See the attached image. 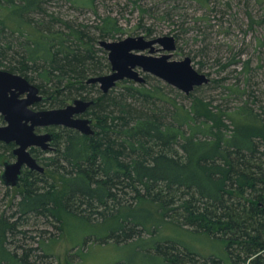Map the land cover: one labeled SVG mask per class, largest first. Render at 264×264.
<instances>
[{"label": "trees", "instance_id": "trees-1", "mask_svg": "<svg viewBox=\"0 0 264 264\" xmlns=\"http://www.w3.org/2000/svg\"><path fill=\"white\" fill-rule=\"evenodd\" d=\"M195 1L207 8L212 2ZM93 27L91 33L49 14L43 0H0V69L18 71L51 95V104L94 101L87 111L93 133L58 129L55 149L39 153L44 171L24 170L13 188L8 212H0V264L52 256L46 242L58 240L67 216L91 224L115 219L110 234L94 239L100 243L134 242L163 222L224 243L225 254L217 256L165 240L167 263L264 264V119L247 101L232 112L213 111L198 98L184 105L168 85L125 80L115 92L100 91L86 82L109 67L96 43L121 28L109 15ZM184 30L181 24L176 38ZM11 147L0 142V163ZM31 218L43 219L58 237L45 230L46 242L11 247L18 235L26 238L22 227Z\"/></svg>", "mask_w": 264, "mask_h": 264}, {"label": "rangeland", "instance_id": "rangeland-1", "mask_svg": "<svg viewBox=\"0 0 264 264\" xmlns=\"http://www.w3.org/2000/svg\"><path fill=\"white\" fill-rule=\"evenodd\" d=\"M43 1L49 14L73 25H84L91 33L95 32L93 26L99 25L103 17H113L121 31L114 37L104 38L108 41H118L128 36L151 39L172 35L176 42L172 59L181 60L189 56L192 66L197 71L208 74L210 79L208 83L192 90L191 94L188 93L189 95L150 74L146 78L147 86L168 85L171 88L167 89L172 95L176 93V102L189 106L193 98L203 99L213 111L222 109L232 112L247 101L248 107L259 118L264 119V0H212L208 8L195 0H94L91 6L78 4V0ZM226 2L230 5L228 8ZM181 24L186 30L176 38L174 34ZM99 40L101 39L96 43L99 49L97 53L108 62L107 51L99 45ZM230 58H234L235 62L226 63ZM245 62H248L247 70L244 68ZM225 63L228 65L222 67ZM108 72L110 64L109 67H104L102 74ZM123 81H118L112 90L115 92L120 89ZM129 81L128 83L138 84L133 80ZM70 101L68 99L67 102ZM54 105L47 101L39 106L48 109ZM224 121L232 127L230 120ZM9 159L13 160L11 157ZM2 169L0 166V175ZM13 194V187H7L0 177V212H8V203ZM28 224L22 227V230H27L26 238L22 234L18 235L11 247L19 243L36 246L41 239L46 242L50 236L48 231L54 232L55 238L58 237L56 229L41 218H31ZM116 225L115 219L91 224L81 218L67 216L63 233L58 240L46 242L45 251L53 255L45 259L39 255V258H35L36 263L174 264L164 260L163 253L166 249L162 245L165 240L171 242L172 246H176V241L182 242L201 255L225 254L221 240H212L203 233L183 230L169 222L160 223L153 233H144V236L134 242L118 244L114 241L100 243L94 240L110 234ZM29 236L34 239L28 238ZM18 252L21 250L18 249Z\"/></svg>", "mask_w": 264, "mask_h": 264}, {"label": "water", "instance_id": "water-1", "mask_svg": "<svg viewBox=\"0 0 264 264\" xmlns=\"http://www.w3.org/2000/svg\"><path fill=\"white\" fill-rule=\"evenodd\" d=\"M155 44L161 45L165 51L159 56L151 53L155 51ZM99 45L107 51L111 72L90 76L87 83H98L102 92L112 89L118 81L124 79L144 83L142 72L152 74L167 84L190 93L194 87L209 81L206 74L197 71L191 65L190 57L182 60H171V52L175 49V39L172 35H164L146 39L143 36H128L118 41L100 40ZM148 49L149 54L141 53ZM17 89V91L12 90ZM8 91L11 95H8ZM28 92L27 98L18 99V95ZM43 97L38 88L25 77L0 69V113L6 122L0 125V141L14 142L12 153L14 161L6 160L1 177L5 185L19 186L22 166L39 172L44 166L30 154L28 147L39 146L43 150L51 148L54 139L52 132L37 134L36 126L61 125L73 128L84 134H92L91 118H76L74 114L82 113L94 101L75 99L71 104L62 108L32 110L30 105Z\"/></svg>", "mask_w": 264, "mask_h": 264}, {"label": "flooded vegetation", "instance_id": "flooded-vegetation-1", "mask_svg": "<svg viewBox=\"0 0 264 264\" xmlns=\"http://www.w3.org/2000/svg\"><path fill=\"white\" fill-rule=\"evenodd\" d=\"M175 39V38H174ZM156 45H159V44H155L154 45V47H155V51L153 52V53H151L152 55H154V56H159V55H161V54H163L164 53V51L161 49V45H159L158 47H156ZM104 49V48H103ZM175 49H176V42H175ZM174 49V50H175ZM105 50V49H104ZM145 51H147V53H145V54H149V52H148V49H146ZM162 51V52H161ZM144 52V51H143ZM142 52V53H143ZM159 52V54H155V53H158ZM186 57V56H185ZM189 57V56H188ZM171 60H175V59H172V52H171V58H170ZM191 59V58H190ZM108 60V59H107ZM182 60V59H181ZM109 62V61H108ZM191 63H192V60H191ZM192 65V64H191ZM139 70V72L141 71L140 69H138ZM11 72V71H10ZM110 72H111V67H110ZM12 73H15V74H19V75H21L20 73H17V72H12ZM109 73V72H108ZM140 74L141 75H143V77L145 78V82L147 81V77H149V73H145V72H140ZM150 75H152V74H150ZM21 76H23V75H21ZM154 76V75H153ZM206 76H208V74H206ZM24 77V76H23ZM208 78H209V76H208ZM210 79V78H209ZM28 80V79H27ZM125 80V79H124ZM128 80V79H127ZM123 81V80H122ZM30 82V81H29ZM144 82V83H145ZM30 83H32V82H30ZM206 83H208V82H206ZM32 84H34V83H32ZM88 84H96V86H97V88L101 91V89H100V87H99V84L98 83H88ZM138 84H140V83H138ZM35 85V84H34ZM203 85V84H202ZM36 86V85H35ZM201 86V85H200ZM200 86H196V87H194V89L195 88H198V87H200ZM37 87V86H36ZM38 88V87H37ZM193 89V90H194ZM12 90H15V91H17L18 92V90L17 89H12ZM38 93L43 97V99L42 100H40V101H36V102H34V103H32L31 105H30V108L32 109V110H43L42 108H40V104H43V102L44 103H46L47 101H50L51 99H52V96L51 95H46V94H43V93H41L40 92V90H39V88H38ZM27 94H28V92H24V93H21V94H19L18 95V99H21V98H27ZM8 95L10 96L11 95V92H9L8 91ZM75 99H82V100H86V101H89V100H91V99H85V98H82V97H76V98H73V99H70L71 101H70V103H68L67 101H65L64 102V104L62 105H54V106H52L53 108H48V109H55V108H62V107H65V106H67L68 104H71L72 103V101L73 100H75ZM92 104V103H91ZM88 108H89V106L86 108V110L84 111V112H82V113H79V114H74L73 115V117H76V118H91V116L87 113V111H88ZM0 121L2 122V124L1 125H5L6 124V122H5V120H4V117H3V115L0 113ZM91 127H92V123H91ZM60 128H67V127H64V126H61V125H48V126H36L35 127V129H34V131L37 133V134H43V133H47V132H52L53 133V136H54V139H55V133L57 132V129H60ZM70 129H73V128H70ZM73 130H76V129H73ZM76 131H78V130H76ZM54 139H53V141H52V143H51V148H49V149H47V150H43L41 147H39V146H31V147H28V151L30 152V154L37 160V162L38 163H40L41 164V162H40V159H39V153H41V152H45V153H47V152H49V151H52L53 149H55V146H54ZM1 143H3V144H9V145H11L12 147V149H11V158H13V160H11V159H5L4 157H1L2 159H1V165L0 166H2L3 167V169H4V162L6 161V160H8V161H14L15 159H16V157L13 155V153H12V151H13V149H14V147L16 146V144L14 143V142H9V143H6V142H3V141H0ZM42 165V164H41ZM3 169H2V171H3ZM24 170H28V171H37V170H31V169H29L28 167H26L25 165L24 166H22V169H21V176H22V173H23V171ZM2 173V172H1ZM20 176V177H21ZM0 177H1V175H0ZM1 180H2V182L4 183V181H3V179H2V177H1ZM5 184V183H4ZM20 185V184H19ZM7 186V185H6ZM7 187H9V186H7ZM11 187H18V186H11Z\"/></svg>", "mask_w": 264, "mask_h": 264}]
</instances>
